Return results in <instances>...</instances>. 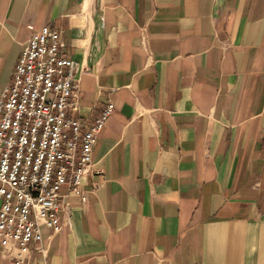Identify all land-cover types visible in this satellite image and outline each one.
Masks as SVG:
<instances>
[{"label": "crops", "instance_id": "crops-1", "mask_svg": "<svg viewBox=\"0 0 264 264\" xmlns=\"http://www.w3.org/2000/svg\"><path fill=\"white\" fill-rule=\"evenodd\" d=\"M30 25L87 69L82 117L115 106L25 264H264V0H0V99Z\"/></svg>", "mask_w": 264, "mask_h": 264}, {"label": "built area", "instance_id": "built-area-1", "mask_svg": "<svg viewBox=\"0 0 264 264\" xmlns=\"http://www.w3.org/2000/svg\"><path fill=\"white\" fill-rule=\"evenodd\" d=\"M24 44L13 79L0 99V256L25 264L32 249L47 254L64 225L63 200L81 196L98 172L93 152L114 110L81 116V73L87 69L65 52L61 31L45 25ZM67 188V194L63 188Z\"/></svg>", "mask_w": 264, "mask_h": 264}]
</instances>
